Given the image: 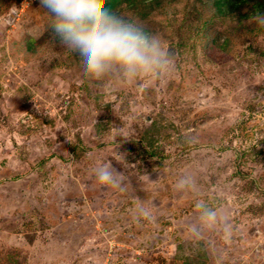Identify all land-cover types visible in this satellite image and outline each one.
I'll return each mask as SVG.
<instances>
[{"label":"rangeland","instance_id":"1","mask_svg":"<svg viewBox=\"0 0 264 264\" xmlns=\"http://www.w3.org/2000/svg\"><path fill=\"white\" fill-rule=\"evenodd\" d=\"M146 1L113 12L173 69L129 84L82 76L41 0H0V264H264V0ZM109 160L126 190L95 181Z\"/></svg>","mask_w":264,"mask_h":264},{"label":"clouds","instance_id":"2","mask_svg":"<svg viewBox=\"0 0 264 264\" xmlns=\"http://www.w3.org/2000/svg\"><path fill=\"white\" fill-rule=\"evenodd\" d=\"M43 8L54 17V30L59 37L60 53L78 69L82 76L102 80L117 76L125 83L141 78H163L173 69L172 54L163 41L142 24L125 19L108 9H97L86 0H41ZM264 23V16L259 17ZM96 182L121 191L126 190L124 174L111 161L97 164L93 169ZM151 182L148 175H145ZM189 182L187 175L178 186ZM154 205L141 206L137 217L154 221ZM200 221L214 225L219 213L204 201L197 203ZM225 229L228 223L225 217ZM199 234V225H192Z\"/></svg>","mask_w":264,"mask_h":264},{"label":"trees","instance_id":"3","mask_svg":"<svg viewBox=\"0 0 264 264\" xmlns=\"http://www.w3.org/2000/svg\"><path fill=\"white\" fill-rule=\"evenodd\" d=\"M119 1L121 0H98L97 6H98V9H108L110 11H114ZM211 1H213V4L216 8L215 14H217L218 16L220 15V16H225V17L232 15L235 11L239 10L240 8H242L244 5H246L249 2V0H211ZM130 3H132L131 0H130ZM151 3H152V0H147L146 2L143 3V6L151 7L152 5ZM255 6L257 9H260L262 8L263 3L260 1H257Z\"/></svg>","mask_w":264,"mask_h":264}]
</instances>
